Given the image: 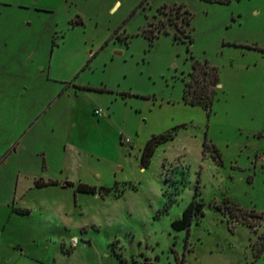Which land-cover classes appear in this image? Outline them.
Here are the masks:
<instances>
[{
  "label": "rangeland",
  "instance_id": "374dc122",
  "mask_svg": "<svg viewBox=\"0 0 264 264\" xmlns=\"http://www.w3.org/2000/svg\"><path fill=\"white\" fill-rule=\"evenodd\" d=\"M0 264H264V0H0Z\"/></svg>",
  "mask_w": 264,
  "mask_h": 264
},
{
  "label": "trees",
  "instance_id": "16d2710c",
  "mask_svg": "<svg viewBox=\"0 0 264 264\" xmlns=\"http://www.w3.org/2000/svg\"><path fill=\"white\" fill-rule=\"evenodd\" d=\"M186 15L184 23H189L191 19L190 12L186 9ZM190 40L192 38L190 37ZM200 78L202 81L200 82ZM219 82L218 72L214 65H209L207 61L201 62L195 59L193 62V69L190 71V79L185 81L183 88V99L191 104H200L204 107H210L214 88L210 85H216ZM210 86V87H209ZM173 127V129H175ZM173 132H162L158 134H153L149 137L140 152V162L141 166H145L149 163L150 157L153 154L157 144L172 138ZM205 143V142H204ZM216 151V148H213ZM36 185H44L49 183H57L56 180L41 181L39 179L35 180ZM76 189L83 191H95V185H90L84 182H79ZM202 202L192 199L183 209L181 215L172 220V225L181 229L188 226L194 215L201 213Z\"/></svg>",
  "mask_w": 264,
  "mask_h": 264
},
{
  "label": "flooded vegetation",
  "instance_id": "af4514ba",
  "mask_svg": "<svg viewBox=\"0 0 264 264\" xmlns=\"http://www.w3.org/2000/svg\"><path fill=\"white\" fill-rule=\"evenodd\" d=\"M179 5L180 6H182L183 7V5H182V3H179ZM187 8H184L183 7V9H182V19H181V25L183 26L182 27V30H183V32H186V37H188V40H189V43L191 42V40H190V32H189V30H188V25H189V23L187 24V23H184V20H185V15H186V10ZM188 10V9H187ZM159 30H167V28H165V27H163V28H160ZM181 34H179L176 30H175V36L176 37H179V38H182V36H180ZM36 180V179H35ZM40 180V179H39Z\"/></svg>",
  "mask_w": 264,
  "mask_h": 264
},
{
  "label": "built area",
  "instance_id": "2783aa9c",
  "mask_svg": "<svg viewBox=\"0 0 264 264\" xmlns=\"http://www.w3.org/2000/svg\"><path fill=\"white\" fill-rule=\"evenodd\" d=\"M94 112L97 113V114H102V113L105 112V110L102 109V108L96 107V108L94 109ZM124 141L129 142L130 139L127 137V138L124 139ZM75 241H76V237H73V238H72V242L74 243Z\"/></svg>",
  "mask_w": 264,
  "mask_h": 264
},
{
  "label": "crops",
  "instance_id": "0c3cea01",
  "mask_svg": "<svg viewBox=\"0 0 264 264\" xmlns=\"http://www.w3.org/2000/svg\"><path fill=\"white\" fill-rule=\"evenodd\" d=\"M41 181H48V180H56L57 181V183H66V184H68L69 182H71V180H68V179H66V180H64V181H60L59 179H54V178H47V179H44V178H39ZM49 184H51V183H49ZM35 185H36V183H35ZM44 185H47V184H44ZM38 186V185H37ZM40 186H43V185H40Z\"/></svg>",
  "mask_w": 264,
  "mask_h": 264
}]
</instances>
